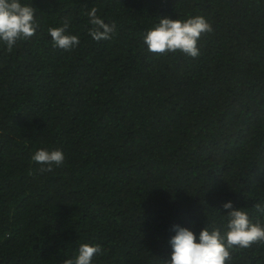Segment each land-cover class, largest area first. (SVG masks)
Instances as JSON below:
<instances>
[{
	"label": "trees",
	"instance_id": "1",
	"mask_svg": "<svg viewBox=\"0 0 264 264\" xmlns=\"http://www.w3.org/2000/svg\"><path fill=\"white\" fill-rule=\"evenodd\" d=\"M25 2L36 34L0 45V264H64L82 242L94 264H162L173 223L222 227L229 199L264 223V0ZM192 15L213 29L198 57L147 50L159 16ZM65 19L71 51L48 34ZM42 147L65 163L41 172ZM230 264H264V242Z\"/></svg>",
	"mask_w": 264,
	"mask_h": 264
},
{
	"label": "clouds",
	"instance_id": "2",
	"mask_svg": "<svg viewBox=\"0 0 264 264\" xmlns=\"http://www.w3.org/2000/svg\"><path fill=\"white\" fill-rule=\"evenodd\" d=\"M36 9L25 0H0V45L11 52L18 41L36 34L39 24L35 18ZM89 35L95 41L108 40L115 31V25L106 23L97 8H90ZM70 22L65 19L60 26L49 27L48 34L54 47L71 51L80 44L79 36L70 32ZM212 26L202 15L183 19L159 16L142 35L147 50L154 54L177 51L196 58L200 55L197 42L203 33L212 32ZM31 160L40 164L41 172H50L53 167L65 163V154L60 148H38ZM206 204V201H204ZM256 210L264 215V204H256ZM225 218L222 227L205 223L199 231L180 223H173L168 237V254L162 264H230L231 250L249 248L255 242H264V223L253 221L245 207L234 206L231 199L222 204ZM103 253L100 244L82 242L75 254L64 260V264H94V257Z\"/></svg>",
	"mask_w": 264,
	"mask_h": 264
}]
</instances>
